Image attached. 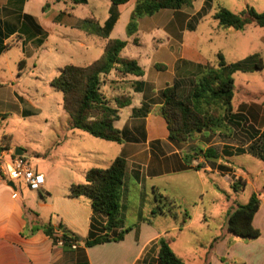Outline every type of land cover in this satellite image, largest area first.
I'll use <instances>...</instances> for the list:
<instances>
[{
  "label": "crops",
  "instance_id": "obj_1",
  "mask_svg": "<svg viewBox=\"0 0 264 264\" xmlns=\"http://www.w3.org/2000/svg\"><path fill=\"white\" fill-rule=\"evenodd\" d=\"M28 1L0 0V22L3 24L4 32L8 33L5 28L8 25L21 26L23 18H20V15L29 14L36 19L47 33V36L40 44H36L40 35L31 38L19 31L11 33L5 38V43L9 44V48L0 53V61L2 60V54L9 51L16 43L21 44L23 51L28 50L31 55L33 54L31 46L39 49L47 44L50 31L45 23L46 20L42 18L44 14L38 12L32 3L28 4ZM134 4L135 2L126 10L129 16ZM32 10L36 12L34 13ZM43 12L45 13L46 10L43 9ZM119 12L122 16V12ZM60 15L59 13L50 19L52 28L62 23L58 21ZM87 17L89 16L79 18L72 23V26L78 25L82 28L83 20ZM63 25L66 24L63 23ZM247 27L246 29H248ZM259 27V30H255V40L258 47L254 53L249 55L259 54L263 62V68L243 72L262 71L264 69V27ZM217 28L220 29V26H217ZM246 29L243 31H246ZM138 32L136 36H132L134 38L138 37ZM191 41L192 44L185 45L187 50L185 49L183 54L175 56L174 77L172 81L167 82L165 85H159L157 82L148 79L146 70L142 77L133 75L116 76L118 79L116 84L120 85L119 88L117 86L110 87L109 83L105 82L102 89L113 102L115 97L123 93L130 94L132 97L131 104L120 109V119L115 122L116 127L123 132V142L119 143L98 138L103 141L98 144L92 138L94 136L85 131L72 128L70 122L69 133L65 135L62 143H57L59 149L67 147V152L60 160L63 170L65 169L69 176L71 174L73 177L76 176L78 182H81L80 178H85L86 171L91 167H107L117 156L126 158L127 172L121 192V215L125 226H132V229L125 233L124 238L121 240H112L91 246L82 243H73L72 246H69L63 244L62 240L55 243L53 238L43 229L32 232V226L36 220L41 223L51 222L54 226L63 222L68 228L78 234L81 232L84 234L83 237H87L92 230L98 234L102 232L107 217L102 213H95L90 202H85V200L82 202L81 197L71 198L67 193L63 196L72 201L66 203L69 210L66 213L63 209H58L54 203L56 200L54 202L52 200V193L48 192L50 188L46 176L44 186L37 191L43 198V205L51 206L52 209L43 215L39 210V206L42 205L39 203L41 200H36V194L31 193L26 198L21 197L23 184L12 181L2 174L3 176L0 175V264H160L158 242L161 237H166L169 240L173 250L187 264H203L207 258L210 260V264H233L231 262L241 260L235 256L232 250L236 240L228 234L224 235L215 244L211 252L210 245L218 235H214L206 245L199 242V245L204 246L206 249L203 254L197 257L198 259L185 254L186 249L183 252L178 251L175 247L176 242L181 239L182 233L185 230L192 231L193 225L201 217L198 209L203 203L208 180L215 182L217 177L222 176L228 182L226 179L228 177L227 173L205 162L201 149L212 146L221 154L217 164L226 159L231 160L233 164L235 156L239 154L237 148L241 146L233 142L223 141L220 136L222 134L213 130L195 133L185 142H176L169 137L167 122L160 113L163 101L161 91L166 85L173 84L175 79L179 78L180 93L189 92L190 79L200 72L198 66L211 62L199 54L197 40L192 38ZM81 44H84V42L82 41ZM28 57L26 58L29 59ZM184 58L192 62L186 63L187 67H184L180 74L177 62ZM32 59L36 60L37 58ZM156 63H154V66ZM23 67H20L21 70L17 73L8 66V77L0 75L1 123L2 120L8 119L12 114L11 111H8L11 102L14 105H21L22 116L33 113L21 101L23 95L17 90L16 84L22 76ZM1 69L5 71V68L2 67ZM125 79L143 80L144 87L141 91H134L129 85H124ZM144 101L151 104V110L145 116L134 115V109L141 107ZM233 108L236 112L244 114L250 124L253 125L257 122L260 125H255V127L261 130L264 129V99L251 102L240 99L237 104H233ZM6 133L8 132L5 131L0 134V137L2 138ZM226 145L228 146L227 149ZM11 150H1L0 156L10 159L9 152ZM230 152H232V155H228ZM21 155L23 158L25 157L24 150ZM45 155L41 154V156ZM46 163L44 162V164ZM101 163L105 165H101ZM32 164L35 165L30 162L31 166ZM47 165L49 167V164L45 166ZM43 166L35 165V167H32L44 174L41 169ZM233 174L235 175V172ZM72 176L71 181L67 180L65 182L67 188H70L74 183ZM42 190L47 193L46 196L43 195ZM161 195L175 200L179 204L177 217L155 212ZM62 200L63 198L58 201ZM215 200V197L211 199L212 202H215ZM192 206H195L196 209L192 215L189 213L190 218L185 220V212H189L188 208ZM231 207L229 206L228 210ZM263 207L264 202L261 201L260 208L253 220L254 226L256 217ZM29 209L36 212L37 215L27 211ZM207 215L205 211L203 220L198 222L208 223ZM130 217H136V219L128 221ZM161 218L171 220H165L169 222L165 226H161ZM93 222L96 225L95 228H92ZM225 254L230 260L229 263L223 261Z\"/></svg>",
  "mask_w": 264,
  "mask_h": 264
},
{
  "label": "rangeland",
  "instance_id": "obj_2",
  "mask_svg": "<svg viewBox=\"0 0 264 264\" xmlns=\"http://www.w3.org/2000/svg\"><path fill=\"white\" fill-rule=\"evenodd\" d=\"M134 2L135 0H131L127 4L116 5L118 10L122 12V16L119 13L108 37L126 40L127 45L122 54L125 57L137 59L147 71V78L159 85H165L172 81L175 56L185 52V45L192 44V38L197 40L199 54L212 63H216L217 53L220 51L227 61L235 62L245 59L249 54L254 53L258 47L255 40V30L260 28L258 25L252 23L248 25L246 31H239L220 26L213 15L219 6L239 13L247 5H251L261 12L264 11V0H195L191 7H183L177 11L161 9L151 16L139 19L138 37L135 38L136 34L129 36L126 31L130 19L126 10ZM31 3L38 12L44 14L42 18L46 20L45 23L50 31L47 44L39 49L31 46V52H33L31 55L28 50L23 51L21 44L16 43L9 51L2 54L0 75L8 77V66L17 73L21 70L20 67L24 66L22 76L16 85L18 92L23 95L21 101L33 113L22 116L21 105H14L11 102L8 111H11L12 114L8 119L2 120L0 125V134L5 131L8 132L2 138L0 137V145L4 149H12L13 152L16 148H22L25 157L20 155L21 158L35 165L45 166L49 164V167L48 165L41 167L50 188L48 192L52 193L53 202L56 200L55 206L67 213L69 206L66 203L72 201L68 197L64 198L63 195L65 193L69 195L70 188L65 186V182L71 181L72 174L69 176L60 164L64 153L67 152V147L59 149L57 143H62L65 135L69 133L70 116L63 109L62 92L51 85V80L60 73L61 68L66 64L88 65L100 57L107 39L97 34H88L78 25L72 26V23L79 18L93 15L98 18L101 24H104L110 15L113 3L110 0H88L84 4H75L72 0H29L28 4ZM44 8H46L45 13L43 12ZM32 11L36 12L35 10ZM59 13L61 15L58 21L62 23L52 28L50 19ZM217 26H220V29ZM89 28L92 29L93 26ZM82 41L84 44H81ZM32 58L37 59L33 60ZM23 60H25L24 63H22ZM156 62H159L158 64L162 69H157L154 66ZM190 62L192 61L185 58L179 63L177 62L180 74L184 67H187L185 64ZM2 67L5 68V71L1 69ZM116 76L119 75L113 71L107 77V83L110 85L111 81L117 80ZM233 76L236 80L233 104H237L240 99L250 102L264 99V69L253 72L237 71ZM127 82L129 85L130 81ZM29 102L31 103L29 104ZM253 125L259 126L260 124L256 122ZM220 136L223 141L233 142L248 148L250 139L241 131H238L231 138L223 134ZM92 138L98 144L103 142L97 137ZM41 154L46 155L41 156ZM9 155L14 156L10 152ZM44 162L47 163L44 164ZM35 165L32 164L34 167ZM101 165L105 164L101 163ZM232 166L233 170L225 172L228 174L226 178L228 182L222 176L217 177L215 182L208 180L203 203L198 209L201 217L193 225L192 231L185 230L182 233L181 239L175 244L178 251H185L186 249L185 252L183 251L185 254L197 258L206 249L204 246H200L199 242L206 245L214 235L227 234L226 219L229 206L246 203L253 192H259L260 201L264 202V161L249 152H244L235 156ZM234 176H242L246 179V187L235 190L231 184ZM74 177L72 181L80 183L77 177ZM84 179L80 178V181L84 182ZM31 193L36 194V200H41L39 203L42 205L39 206V210L43 215L52 209L51 206L43 205V198L37 190H30L23 184L21 197L26 198ZM42 193L44 196L47 195L44 190ZM213 197L216 199L215 202L211 201ZM62 198V201H58ZM81 198L82 202L83 200L89 202L86 197ZM35 203L37 202L35 201ZM195 209L196 207L192 206L188 208V211L192 215ZM205 211L208 214L207 220L209 222H198L203 220ZM135 219L136 217H130L128 221ZM161 220V226H165L169 222L165 220L171 219L161 218ZM255 226L261 231V235L256 239L243 240L231 235L236 240L232 250L235 256L241 259L231 263L264 264V207L256 217ZM79 234L84 235L81 232ZM223 261L230 262L226 254Z\"/></svg>",
  "mask_w": 264,
  "mask_h": 264
},
{
  "label": "trees",
  "instance_id": "obj_3",
  "mask_svg": "<svg viewBox=\"0 0 264 264\" xmlns=\"http://www.w3.org/2000/svg\"><path fill=\"white\" fill-rule=\"evenodd\" d=\"M72 1L75 4L88 2V0ZM110 1L113 6L104 24H101L95 16L85 18L82 24V28L88 33L97 34L107 39L100 57L88 65H64L60 73L51 80V85L62 92L63 109L70 116L72 128L85 131L100 139L121 143L124 141L123 132L116 127L115 122L120 119V109L130 105L132 97L130 94L123 93L115 97L113 102L102 88L107 77L113 71L117 75L142 77L145 74V69L137 59L122 55V51L127 45L126 40L108 37L119 17L120 12L116 5L127 4L131 0ZM194 1L135 0L126 27L127 34L132 36L138 32L139 19L142 17L151 16L161 9L177 11L183 7H191ZM44 9L46 10V8ZM21 17L23 18L21 26L8 25L5 27L8 33L4 32L3 24L0 22V53L9 48V44L5 43V38L16 31L31 38L40 35L36 44H40L47 36L45 30L32 15L23 14L20 15ZM213 17L220 26L239 31L245 30L252 23L264 27V11L260 12L251 5H247L239 13L219 6ZM91 26H93L92 29L89 28ZM24 62L25 60L22 61V63ZM155 67L162 69L158 63L155 64ZM198 67L200 72L190 79L189 92L180 93L179 78H176L173 84L166 85L161 91L163 101L160 113L167 122L170 139L176 142H185L191 135L204 130H213L231 138L241 131L250 140L248 148L239 146L237 153L249 152L264 161V129L261 130L250 124L244 114L236 112L233 108L236 89L234 73L262 69L263 62L260 55L252 54L245 59L229 63L224 54L218 52L216 63L208 62ZM127 81H130L129 86L134 91H141L144 87L143 80L125 79L124 85H127ZM117 82L118 79L111 81L110 87L117 86L119 88L120 85H117ZM150 110L151 104L144 101L141 107L134 109L133 114L145 116ZM3 149L4 147L1 145L0 151ZM201 151L205 162L210 163L212 167L224 173L227 170H233L231 160L226 159L217 164L221 154L214 147L210 146L201 149ZM228 155H232V152ZM126 172V158L117 156L107 167H91L85 173L84 182L73 183L70 186L69 197H86L95 213H102L107 217L106 224L99 234L92 230L89 236L83 237L68 228L63 222L54 226L51 222L41 223L39 220L33 223L32 232L43 229L55 243L62 240L63 244L69 246H72L73 243L91 246L123 239L125 233L132 229V226H125L121 215V192ZM0 175L3 176L1 169ZM231 184L235 190H240L246 187L247 181L242 176H234ZM260 204V193L253 192L246 203L233 205L227 212V234L243 240L258 238L261 231L254 226L253 220ZM178 208L179 204L175 200L161 195L155 212L177 217ZM27 211L37 215L30 209ZM187 218H190V214L186 211L184 219ZM95 227L93 222L92 228ZM223 237L224 234H221L214 238L210 245V252ZM158 246L160 264H187L176 254L166 237L159 239ZM203 264H210V260L207 258Z\"/></svg>",
  "mask_w": 264,
  "mask_h": 264
},
{
  "label": "built area",
  "instance_id": "obj_4",
  "mask_svg": "<svg viewBox=\"0 0 264 264\" xmlns=\"http://www.w3.org/2000/svg\"><path fill=\"white\" fill-rule=\"evenodd\" d=\"M10 159L0 156V169L2 174L19 184H25L30 190H40L46 180L45 175L34 169L28 160H24L20 155L15 154L12 150Z\"/></svg>",
  "mask_w": 264,
  "mask_h": 264
},
{
  "label": "water",
  "instance_id": "obj_5",
  "mask_svg": "<svg viewBox=\"0 0 264 264\" xmlns=\"http://www.w3.org/2000/svg\"><path fill=\"white\" fill-rule=\"evenodd\" d=\"M22 152H23L22 148H16V150H15V154H17V155H21ZM11 184H13V183L11 182Z\"/></svg>",
  "mask_w": 264,
  "mask_h": 264
}]
</instances>
